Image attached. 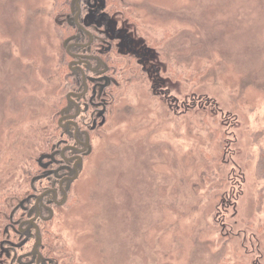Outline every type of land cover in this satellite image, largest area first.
I'll return each instance as SVG.
<instances>
[{"label": "rangeland", "instance_id": "obj_1", "mask_svg": "<svg viewBox=\"0 0 264 264\" xmlns=\"http://www.w3.org/2000/svg\"><path fill=\"white\" fill-rule=\"evenodd\" d=\"M57 1L0 0V224L59 139L70 14ZM106 1L112 59L128 37L141 72L108 100L41 264H264V0ZM24 231L0 233L16 240L0 264L31 260Z\"/></svg>", "mask_w": 264, "mask_h": 264}, {"label": "trees", "instance_id": "obj_2", "mask_svg": "<svg viewBox=\"0 0 264 264\" xmlns=\"http://www.w3.org/2000/svg\"><path fill=\"white\" fill-rule=\"evenodd\" d=\"M61 3L62 5L66 6L67 14L69 13L70 16H72L70 9L71 8L75 9L72 0H62ZM110 3L114 5L115 0H112V2L110 1ZM64 27L65 28L68 27V28L63 29ZM63 28H62L63 30L62 33L65 34L66 37H69L70 35L74 33L73 28H71V26H69L68 24L63 26ZM88 40L89 39L87 38L86 41ZM94 43L90 44L87 48H85L86 50L85 54H88V55L96 54L97 47L94 46ZM115 50L116 49L113 48L109 52L97 53L98 58L105 61L103 62L104 65H102L100 69H104L105 67H107V70L104 72L105 74H107V78H108V81L106 82V84H102L104 82H102L101 84L95 83L94 88H93L92 84L88 80L86 81L87 91H84L85 84L83 83L81 79V72L77 71L76 73L77 75L72 76L73 73H72L71 68L69 67L67 68V76H66L67 80H65L66 84H64L63 92H62V93H65V96L62 99L60 98V102L62 106L61 109L63 107H66L67 109H69L70 112H75L76 108L74 109V111L70 110V107L71 108L75 107V105L73 104V102L68 100L66 94L69 91L80 92L82 93V95L79 96L76 101H77V104L80 105L82 108L81 113L75 117V124L71 125L70 127L63 128V127L58 126L56 123V126L54 127L55 129L53 128L50 129L52 134L55 136H58L59 139L56 141L55 144L52 145L50 152L47 151L41 154L37 158L35 163L32 165V166L38 167V169L36 170L33 168L30 169V172H29L30 178L27 181L28 192L23 195H19L20 198L16 202L17 205L14 206L11 211H9L10 212L9 217L5 218L3 222L0 224V233L3 231H5L4 233H6L9 230L11 231L15 230V231H18V233L21 235V229H20L19 224L21 223L22 220L29 218L28 212L30 209L33 208L35 212V202H34L35 200L34 199L36 196L42 194L46 189L55 188L59 192V198L64 196L62 195V192L59 189L60 187H59L58 179L61 176L57 177L54 172V169L57 168L58 163H59L56 161H59V160L61 161L62 159L60 153L63 152V154L68 155V154H71L72 152V150L69 148H66L65 150H63L62 149L63 143L74 144L76 143V139L79 141L80 140L84 141L86 138H88L90 142L93 130L95 128L101 127L103 123L106 122L108 110L110 107L108 100L110 101V99L113 100L115 98L114 96L116 95L115 93L122 87V85H127V84L129 85L131 81L133 82L135 80L134 77H131L128 74H131V75L138 74L139 69L134 64L132 58L125 56V58L127 59L124 62L115 61L114 59H112L113 56L111 55V51L115 52ZM64 55L65 57H68L69 60L71 59V56L66 51ZM123 63L125 64L122 65ZM89 65L91 66V70H89L88 68ZM97 66H98V62L95 61L93 58H91V64H88V66H86V69L84 68L85 75L88 76L89 73L91 74L92 68L94 69ZM123 70L124 72L122 73ZM121 83L123 84L121 85ZM110 104H111V101H110ZM98 112H101L100 117L98 116ZM93 120L96 122V124L94 127H90L93 125ZM54 121H56V118L54 119ZM87 153H88V150L83 155H86ZM257 168H258L257 172H258L259 178L264 179V150H261V153L258 159ZM78 170H79V166H78ZM59 173L62 174L63 171L61 170ZM73 181L74 180L72 179V180H66L64 182V186L67 187L66 189L67 196L69 194ZM258 193H259L258 200H259V203H261L262 205V200L264 197V185L259 189ZM48 200H49V194L43 197L40 200V202L49 204L52 208L57 205L52 200H50V203H48ZM3 207H4L3 203L0 204V211H2V213H4ZM41 210L46 211V209H41ZM0 215L2 216V214ZM43 216H44V219L37 221V225L39 228L38 235L42 239V245L39 247V251L41 252L43 257H48L50 256V252L48 250L49 246L47 242L45 241V238L49 234L48 229L50 226L48 225V223L53 217L47 211L43 214ZM33 232H34V229H33ZM0 237H1V234H0ZM14 240L15 239L11 237L10 235V241L12 243H15L16 240L15 241ZM0 247H2L1 244H0Z\"/></svg>", "mask_w": 264, "mask_h": 264}, {"label": "flooded vegetation", "instance_id": "obj_3", "mask_svg": "<svg viewBox=\"0 0 264 264\" xmlns=\"http://www.w3.org/2000/svg\"><path fill=\"white\" fill-rule=\"evenodd\" d=\"M73 5L75 7L71 8L72 16H69L67 18V23L71 28H73L74 33L67 37L65 41L63 42V46L65 48V51L71 56V59L69 61V68H71L73 75H77V71L81 72V79L83 83L85 84V90L87 91V84L86 81H90L94 88V84H101L102 81L106 84L108 81L107 74L104 72L107 70V67L104 69H100L102 65H104V60L98 58L97 53H103V52H109L111 49L116 48L113 47V44L115 40H117L115 37V34L113 32L110 33L109 28L107 26V21L109 19V9L107 7V1L106 0H72ZM88 19L87 22L85 20ZM118 32L115 31V33ZM115 36V37H114ZM89 39L86 41V39ZM95 42V43H94ZM96 46V54L95 55H88L85 54L87 48L90 44H93ZM123 44L126 47V53L125 56H135L136 61L141 60L142 56L138 53L135 47L132 46V42L127 37L126 40H124ZM127 44V46H126ZM130 53V54H129ZM133 53V54H132ZM91 58H93L95 61L98 62V66L96 68H92V73L88 76L85 75V69L88 64H91ZM122 62H124V57ZM134 59V58H133ZM132 59V60H133ZM136 61L134 64L138 66V63L136 64ZM142 61V60H141ZM123 63L122 65H124ZM123 67V66H122ZM85 68V69H84ZM89 70H91V66L89 65ZM126 70V69H124ZM122 71V73L124 72ZM97 71V72H96ZM140 71V69H139ZM141 72V71H140ZM143 75L146 73H142ZM131 77H134V74H128ZM137 75V74H135ZM140 75V74H139ZM103 79V80H100ZM67 98L69 101L73 102L75 107H70L71 111L66 107H63L60 109L57 113V125L63 128L70 127L71 125L75 124V117L78 116L81 113V106L77 104V99L79 96L82 95L80 92H73L69 91L67 94ZM77 97V98H76ZM96 122L93 120V125L90 127H94ZM87 139V138H86ZM86 139L84 141H79L76 139V143L74 144H67L63 143L62 149L65 150L66 148H69L72 150L71 154H63V152L60 153L62 159L59 162L56 169H54L55 175L57 177H60L58 179L59 181V189L62 192V195H64L62 202H59V192L55 188H48L46 189L42 194L35 197V212L32 209L29 210V218H26L25 220H22L19 224L21 229V235L25 234L26 227H32L34 229V237L36 240V245L33 247L32 251L25 254V257H27L28 254H30L31 260L29 258H26V263H31L32 259L35 257L36 262L34 264H41L44 261V257L39 251V247L42 245V239L38 235V225L37 221L44 219L43 214L47 211L50 213L51 216H53V208L46 203L40 202V200L47 196L49 194V200L48 203H50V200H52L55 204L61 205L64 204L67 199V187L64 186V182L66 180H74L78 173V164L82 161L83 154L87 151L85 147L87 148V142ZM58 151V150H57ZM81 159V160H80ZM80 160V161H79ZM62 170L63 173L60 174L59 172ZM56 205V206H57ZM41 209H46V211H43ZM25 228V229H24ZM29 229V228H28ZM7 237V236H6ZM5 240V239H4ZM8 241H0V244L2 247L9 246V248H12V242L9 244ZM23 243H26L24 241ZM17 263L20 262L17 260Z\"/></svg>", "mask_w": 264, "mask_h": 264}, {"label": "water", "instance_id": "obj_4", "mask_svg": "<svg viewBox=\"0 0 264 264\" xmlns=\"http://www.w3.org/2000/svg\"><path fill=\"white\" fill-rule=\"evenodd\" d=\"M88 141H89V140H88V138H87V139H86L87 144H88ZM85 149H87V148L85 147ZM80 160H81V159H80ZM80 160H79V161H80Z\"/></svg>", "mask_w": 264, "mask_h": 264}]
</instances>
